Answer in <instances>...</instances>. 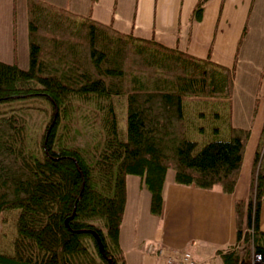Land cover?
<instances>
[{"label":"trees","instance_id":"16d2710c","mask_svg":"<svg viewBox=\"0 0 264 264\" xmlns=\"http://www.w3.org/2000/svg\"><path fill=\"white\" fill-rule=\"evenodd\" d=\"M204 2L193 19H201ZM25 3L28 67L0 61V107L44 102L49 122L31 136L23 108L0 109V264H126L118 238L128 175L140 177L157 216L168 170L177 184L233 193L250 136L231 123L234 65L46 0ZM120 97L124 125L113 102ZM191 97L220 99L223 108L208 122L201 112L190 117ZM78 110L93 118V140L83 145L73 128ZM263 202L264 128L247 196L234 202L236 241L218 252L223 264H264Z\"/></svg>","mask_w":264,"mask_h":264},{"label":"crops","instance_id":"0c3cea01","mask_svg":"<svg viewBox=\"0 0 264 264\" xmlns=\"http://www.w3.org/2000/svg\"><path fill=\"white\" fill-rule=\"evenodd\" d=\"M46 1L121 33L155 39L223 66L234 65V85L239 75L246 99L236 109L232 97L231 123L250 128V136L233 193H223L217 185L211 189L180 185L167 172L157 216L150 212V195L140 177L135 176L138 192L130 193L128 175L118 238L126 264H165L157 255L160 246L189 251L196 264H223L218 252L236 241L234 202L247 196L251 163L264 128V98L255 91L261 83L259 69L264 67V0H205L200 20L193 19L198 0ZM250 57H256L254 64L243 69ZM248 88H254L249 99ZM259 227L264 231V202Z\"/></svg>","mask_w":264,"mask_h":264},{"label":"rangeland","instance_id":"374dc122","mask_svg":"<svg viewBox=\"0 0 264 264\" xmlns=\"http://www.w3.org/2000/svg\"><path fill=\"white\" fill-rule=\"evenodd\" d=\"M26 0H0V61L6 63H16L21 68L26 69L28 67V42H27V21H26ZM251 61L244 65L243 69L247 67H251L256 57H250ZM261 73H258V76L261 77V83L255 89L258 96L260 98H264V67L259 69ZM260 74V75H259ZM235 92L233 90V99L236 109H239V102H245L246 96L244 95V87L243 82L240 80L239 75L236 80V87L234 85ZM247 97L249 99V95L253 94V89H247ZM115 111L118 114V118L120 119L121 125L125 123V98H115ZM186 105L189 106L188 112L190 113V117H194L197 113L204 114L205 121L210 120V115L219 107L222 106L224 101L220 99H192L186 98ZM221 103V104H218ZM23 108V112L25 113L29 123L31 133L30 135L37 134L39 135L41 132H44L48 122L49 116L45 109H47L44 102H38L33 100H27L23 102H19L10 106H1V110L5 109H13V108ZM220 108V107H219ZM88 109V108H87ZM218 111H221L219 109ZM224 111V110H223ZM222 112V111H221ZM90 113L88 110L82 111L79 113V110L76 112L75 120L73 124V128L78 129V132L75 133L76 144L83 145L85 141L93 140V118L89 116ZM196 120V119H195ZM203 120V121H204ZM232 121V118H231ZM198 122V119H197ZM218 124V123H215ZM169 175H173L172 170H168ZM131 179L129 182V191L131 194L138 192L139 180L137 177L131 175ZM2 229H0V232ZM160 249L169 250L171 248H167L164 246H160L157 248V251ZM176 250V249H175ZM158 257L161 258L165 264H170L179 261V259L171 255L167 252H160ZM170 262V263H168Z\"/></svg>","mask_w":264,"mask_h":264},{"label":"built area","instance_id":"2783aa9c","mask_svg":"<svg viewBox=\"0 0 264 264\" xmlns=\"http://www.w3.org/2000/svg\"><path fill=\"white\" fill-rule=\"evenodd\" d=\"M162 251L167 252L171 255H174L179 259V261L174 262V263L168 262L170 264H196V262L193 259V255L189 251H186V250L180 251V250H175V249H169V250L160 249L157 251V255L160 254V252Z\"/></svg>","mask_w":264,"mask_h":264},{"label":"water","instance_id":"95a60500","mask_svg":"<svg viewBox=\"0 0 264 264\" xmlns=\"http://www.w3.org/2000/svg\"><path fill=\"white\" fill-rule=\"evenodd\" d=\"M92 234L95 236V238L97 239L98 243H99V249L101 251H103V247H102V244L100 242V239H99V236L97 235V233L95 231L92 232Z\"/></svg>","mask_w":264,"mask_h":264}]
</instances>
